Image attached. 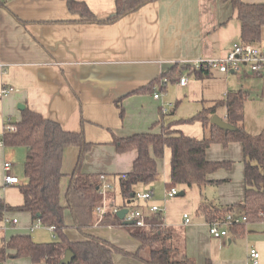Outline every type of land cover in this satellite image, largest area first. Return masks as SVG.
<instances>
[{"label": "crops", "instance_id": "1", "mask_svg": "<svg viewBox=\"0 0 264 264\" xmlns=\"http://www.w3.org/2000/svg\"><path fill=\"white\" fill-rule=\"evenodd\" d=\"M81 1L98 17L114 12L113 0ZM242 1L264 3V0ZM76 19L78 16L68 11L66 0H0V92L3 88H11L7 94L0 95V136L5 128L13 127L12 124L20 119L22 109L18 104L59 122L65 130L78 131L82 127L85 139L92 143L82 171L97 176L105 174L114 184L109 192L112 203L119 205L122 202L119 178L131 170L136 151L116 152L111 144L113 135L122 137L149 131L162 112L163 98H154L153 94L169 82L164 74L170 73L174 64L180 66L197 59L224 56L235 42L241 41L240 22L231 3L225 0H157L108 24L81 23ZM257 44L264 46V25ZM183 75H186V83L179 85L178 78ZM188 75L194 74L183 70L174 82L180 91L188 93V98L201 101L202 106L224 99L228 92L244 91L248 97L243 106V125L246 131L255 134L245 127L244 109L249 102L264 103V74H253L247 68L238 75L210 70L207 75L193 76L194 79L187 83ZM153 80L156 81L152 92H133ZM123 96L124 116L121 117V108L115 100ZM218 108L224 110L222 119L225 120V108ZM261 112L257 111L258 115ZM165 115L168 122L184 119L175 115L174 108H167ZM6 120L10 122L8 127H5ZM173 128L199 138L208 135L201 123L195 127L174 124ZM159 130L156 125L153 131ZM15 148L23 149L18 153L24 162L25 147L0 145V197L11 206L23 204V195L17 185L3 182V163L10 162ZM170 155L166 148L158 161L155 181L138 189L153 191L150 201L139 202L146 212L155 197L169 199L165 198V191L170 180ZM77 156V147L64 149L59 184V200L63 206ZM206 157L212 161L230 160L232 166L209 176L211 180H224L203 187L215 191L210 199L201 196L203 188H198L200 197L195 213L199 219L189 218L185 223L183 214H188L190 203L172 200L168 206L170 211L163 218L165 226L171 229V242L195 264H248L251 248L258 250L259 264H264V220L245 222V232L238 239H234L230 231L227 236L213 237L208 231L207 220L197 212L204 199L220 207L242 201L245 183L241 144L232 142L226 147L212 144ZM10 171L16 175V164L11 163ZM25 181L24 176L21 182ZM181 191L184 195L185 190ZM233 208L241 209L242 204ZM5 212H10L17 222H5L6 226H11L6 230L0 227V242L17 234H30L36 243L54 240V233L48 226H34L36 220L29 212ZM96 217L94 212L93 223L81 237H68L83 240L84 234L98 236L122 249L124 247L111 240L108 234L124 232L133 238L127 227L95 224ZM65 225V231L73 226L68 210L65 211ZM134 240L136 251L139 242ZM115 255L114 263L121 264L115 260ZM1 264L33 263L29 257L22 256L8 258ZM133 264H138L136 259Z\"/></svg>", "mask_w": 264, "mask_h": 264}, {"label": "trees", "instance_id": "2", "mask_svg": "<svg viewBox=\"0 0 264 264\" xmlns=\"http://www.w3.org/2000/svg\"><path fill=\"white\" fill-rule=\"evenodd\" d=\"M114 12L106 17L96 16L86 2L66 0L67 9L77 15L81 23H114L131 14L147 3L157 0H113ZM231 3L240 22V38L242 42L257 44L261 40L264 25V3H246L242 0H225ZM13 15V14H12ZM21 24L25 22L13 15ZM183 70L197 76L209 74L207 67L190 69L189 64H174L170 73L164 74L166 81H174ZM156 80L133 92L149 93ZM166 84L158 90L165 89ZM125 96L115 100L121 108L120 116H124L122 101ZM244 91H232L224 99L216 100L210 106L203 107L187 119L165 121L164 113L154 122L149 131L134 133L128 136L113 135L111 144L115 151L124 153L136 151V157L129 172L120 175L121 206H135L136 191L155 181L158 161L163 158L166 148L170 150V180L166 188L176 185L184 187L197 186L199 189L211 183H222L224 180H211L209 176L219 169H230L232 161H212L206 157V151L212 144L226 147L232 142L241 144L244 162V196L241 202L220 207L203 200L197 207L207 222L220 220L232 211L234 205L242 204L248 222L264 220V128L252 134L243 125V106L247 100ZM220 106L225 108V121L233 129L224 130L210 122L209 114H213ZM199 121L208 135L195 137L186 135L174 124L185 121ZM83 121V120H82ZM159 125V131H153ZM13 129H4L0 139L5 146H22L26 148L23 162V173L26 181L17 184L23 195V204L11 206L0 200V219L5 211L29 212L42 226H54V240L36 243L30 234L13 235L0 242V264L8 258L27 256L33 264H58L64 251L69 249L73 258L67 264H115L113 254L133 257L138 264H195L194 260L183 253L172 240L171 229L163 225L160 212H148L145 227L134 224L125 225L116 213L107 211L100 224L105 226H124L130 235L139 242L134 252L119 248L110 241L93 235H85L83 240H71L65 233V211L71 214L73 226L84 232L93 223L94 209L101 204L98 196L97 175L82 171L86 154L92 143L85 139L81 127L78 131H68L59 122L32 111L27 106L21 110L20 119L12 124ZM69 146L78 148L75 166L69 175L65 191V206L60 204L59 184L62 176L61 163L64 149ZM125 175L126 177H122ZM111 192V191H110ZM112 203V194H109ZM232 223L227 226L233 236H242L245 224ZM147 254L145 256L144 254Z\"/></svg>", "mask_w": 264, "mask_h": 264}, {"label": "built area", "instance_id": "3", "mask_svg": "<svg viewBox=\"0 0 264 264\" xmlns=\"http://www.w3.org/2000/svg\"><path fill=\"white\" fill-rule=\"evenodd\" d=\"M190 69H198L200 67H207L209 70H217L219 72H233L235 74H240L243 69L247 68L251 73L256 75L264 74V46L259 44L249 43V42H235L228 52L221 57L211 58V59H197L193 62L189 63ZM186 76H180L178 78L179 85H185ZM11 88L6 89L3 88L0 92V95L7 94ZM160 92L155 91L153 96L154 98H161ZM162 113H166L167 108H165L164 104L161 107ZM8 127V126H6ZM5 129H13V127L5 128ZM0 145H3L2 140L0 139ZM11 163L6 161L3 163V182L8 185H17L22 183L19 180L18 176L14 175L10 171ZM122 177H126L123 175ZM97 180L99 182L98 185V196L101 199V204L97 205L94 209L96 213V222L98 224L103 219L104 214L107 211L117 213L120 209L124 208L120 204H108V194L113 190L114 184L107 180L105 174H99L97 176ZM178 190L175 187L167 189L165 191L166 197H174L178 195ZM153 197V191L151 189H146L144 191L137 190L135 193L136 205L131 208L126 207V213L124 214L123 220L131 221L135 226L145 227L147 226V222L145 217L148 212H161V209L155 203H149L148 212L144 210V206L139 202L150 201ZM4 221L16 223L17 218L14 217L10 212L4 213ZM184 222H189V216L187 213L183 214ZM245 223L247 222V217L241 208H234L232 211L228 212L223 219L213 220L207 222L208 231L213 237H223L227 236L229 230L227 228L228 225L232 223ZM40 225L39 221H36L34 226ZM163 225L165 223L163 222ZM50 230H54V226H48ZM54 233V232H53ZM259 253L256 249L251 248L249 250V261L248 264H259L258 261Z\"/></svg>", "mask_w": 264, "mask_h": 264}, {"label": "rangeland", "instance_id": "4", "mask_svg": "<svg viewBox=\"0 0 264 264\" xmlns=\"http://www.w3.org/2000/svg\"><path fill=\"white\" fill-rule=\"evenodd\" d=\"M188 72V70H185ZM189 73V72H188ZM236 75V74H235ZM186 76V75H185ZM195 76V75H193ZM191 75L187 76V83L190 79H194V77ZM206 81V79H205ZM168 82V81H167ZM207 84V83H206ZM160 93L161 98H163V103L165 108H174L175 109V115L178 117H182L184 119H187L194 114H196L198 111L202 110L203 107L210 106V104H201V101H193L187 96V92L180 91L178 85L174 81H169L166 83L165 89L158 90ZM200 100V99H199ZM249 101H252V97H250ZM257 111H262L260 115H258ZM216 114L217 116L223 118L224 115V110L221 108H217L216 111L213 113ZM213 114H209L208 117L211 118ZM244 114H245V127L247 130L258 133V131L264 127V103H259L258 101H255L254 103L249 102L245 104V109H244ZM181 125H186L189 127H195L199 126L200 122L197 120L193 121H185L180 123ZM10 125L9 121H5V127ZM23 150L22 148H15V154L14 157L11 158L10 162L16 164L17 171L15 172L16 175H18L19 180L24 178V173H23V158L22 156L18 153V151ZM175 188L180 192L181 190H185L184 195L179 196L176 195L174 197H165L169 199H164V198H159L158 196L155 197L151 203H155L156 205L159 206L161 209V214L164 217H167V212L169 213L168 206L172 202V200H180V201H186L190 203L191 209L188 210V215L189 218H192L193 220L199 219V217L196 216V204L199 200V189L197 186H192L189 188H184L182 185H176ZM202 195L208 197L210 199L215 193V191H212L209 187H206L202 189ZM2 197H0L1 200ZM3 201V200H2ZM7 223H5L4 219H0V227H2L4 230L11 228V226H6ZM65 233L69 237H81L83 234L80 232L76 227L72 226L66 229ZM111 234H108L109 238L113 240L115 243L122 245L126 250L130 249L128 251H134L135 248V243H134V238L129 237L126 233L121 232H110ZM234 239H238L239 237H233ZM238 240H235L236 242ZM123 248V249H124ZM256 249V248H254ZM257 250V249H256ZM258 251V250H257ZM259 253V252H258ZM115 260L117 262H120L121 264H129V263H134L135 259L130 256H125L120 254H117L114 256ZM259 261V258H258Z\"/></svg>", "mask_w": 264, "mask_h": 264}, {"label": "water", "instance_id": "5", "mask_svg": "<svg viewBox=\"0 0 264 264\" xmlns=\"http://www.w3.org/2000/svg\"><path fill=\"white\" fill-rule=\"evenodd\" d=\"M18 108L20 109H23L24 106L22 104H18ZM210 122L215 124L216 126H218L219 128H222L224 130H232L233 127L228 123L226 122L225 120H223L222 118H220L219 116H217L216 114H213L210 118ZM179 196H182L183 195V192L180 191L178 193ZM126 213V209L125 208H122L120 209L116 215L119 219L123 220V217H124V214ZM123 223L125 225H130V224H133V222L131 221H127V220H123ZM73 258V253L69 250V249H66L64 251V254L62 256V258L59 260L58 264H67L71 261V259Z\"/></svg>", "mask_w": 264, "mask_h": 264}]
</instances>
